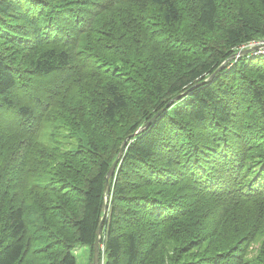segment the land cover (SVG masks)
Instances as JSON below:
<instances>
[{"label":"trees","instance_id":"obj_1","mask_svg":"<svg viewBox=\"0 0 264 264\" xmlns=\"http://www.w3.org/2000/svg\"><path fill=\"white\" fill-rule=\"evenodd\" d=\"M261 38L264 0H0V264H93L126 140L100 264H264Z\"/></svg>","mask_w":264,"mask_h":264},{"label":"water","instance_id":"obj_2","mask_svg":"<svg viewBox=\"0 0 264 264\" xmlns=\"http://www.w3.org/2000/svg\"><path fill=\"white\" fill-rule=\"evenodd\" d=\"M250 51H252L251 48L249 49H245L240 51L241 55H245L246 53H249ZM160 113H158L149 123H147L145 126H143L138 132H142L143 130H145L152 122L155 118H157L159 116ZM126 146H127V140L123 143L122 147H121V151L119 152L115 162L113 163L112 167L110 168L108 175H107V186H106V205H105V209H104V215H103V219L99 225L98 228V235H97V239L94 245V255H93V264H100V253H101V235H102V230H103V221L104 218L107 216L108 213V200L110 199L111 196V186H110V178L114 175L115 171H116V167L118 165V163L120 162V160L122 159L125 151H126Z\"/></svg>","mask_w":264,"mask_h":264},{"label":"rangeland","instance_id":"obj_3","mask_svg":"<svg viewBox=\"0 0 264 264\" xmlns=\"http://www.w3.org/2000/svg\"><path fill=\"white\" fill-rule=\"evenodd\" d=\"M254 50L252 49L251 52H253ZM238 57H242V56H238ZM257 57V56H255ZM259 243H256L255 245H257ZM75 255L77 258V264H90L91 263V249L88 246H79L76 250H75ZM103 258V256H102ZM103 263H104V258H103Z\"/></svg>","mask_w":264,"mask_h":264},{"label":"built area","instance_id":"obj_4","mask_svg":"<svg viewBox=\"0 0 264 264\" xmlns=\"http://www.w3.org/2000/svg\"><path fill=\"white\" fill-rule=\"evenodd\" d=\"M240 48L241 49H245V48L253 49L254 51L249 54L250 56H253V57L264 55V38L249 41L243 44ZM101 249L104 250L102 245H101ZM102 264L104 263L102 262Z\"/></svg>","mask_w":264,"mask_h":264},{"label":"bare ground","instance_id":"obj_5","mask_svg":"<svg viewBox=\"0 0 264 264\" xmlns=\"http://www.w3.org/2000/svg\"><path fill=\"white\" fill-rule=\"evenodd\" d=\"M252 41V40H251ZM245 49H249V48H245ZM245 49H239L238 51H237V53H235L233 56H232V58H234V57H238V56H244V55H241L240 54V51H242V50H245ZM250 53H252L251 51H250ZM246 54H248V53H246ZM245 54V55H246Z\"/></svg>","mask_w":264,"mask_h":264}]
</instances>
